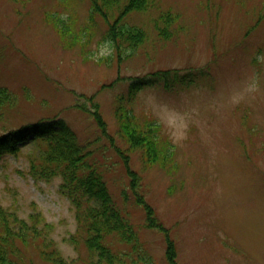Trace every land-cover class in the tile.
Segmentation results:
<instances>
[{"label": "rangeland", "instance_id": "1", "mask_svg": "<svg viewBox=\"0 0 264 264\" xmlns=\"http://www.w3.org/2000/svg\"><path fill=\"white\" fill-rule=\"evenodd\" d=\"M23 2L0 0V87L16 98L0 126L61 120L74 132L137 234L133 253L110 237L113 250L132 253L127 264H169L171 242L176 264H264V18L256 22L264 0H162L160 10L128 18L148 38L121 58L88 0ZM165 10L176 18L167 40L152 23ZM54 16L68 18V28ZM118 108L142 127L157 122L172 157L148 162L143 148L130 150ZM19 150L0 158V206L21 217L35 207L55 226L67 263L89 264L85 248L69 241L77 225L60 177L36 179L34 148Z\"/></svg>", "mask_w": 264, "mask_h": 264}, {"label": "trees", "instance_id": "2", "mask_svg": "<svg viewBox=\"0 0 264 264\" xmlns=\"http://www.w3.org/2000/svg\"><path fill=\"white\" fill-rule=\"evenodd\" d=\"M9 1L20 5L24 3V0ZM161 1L88 0L91 16H100L108 25L104 33L105 41L117 50L119 57L126 50L134 51L148 38L146 30L129 24L128 18L133 14L143 15L154 9L160 10ZM174 18L171 11L165 10L152 20L153 29L160 39L170 38ZM263 18L264 11L257 14L256 22ZM67 21L68 18L54 16V23L61 28H68ZM154 77L159 81L168 80L167 73H157ZM140 87L141 85L134 84L130 90L136 93ZM15 101L16 98L6 88L0 87V122L5 110L12 108ZM118 109L115 111L116 122L130 150L143 148L148 162H164L172 157L174 146L161 139L157 122L148 120L142 127L134 122V115H129L127 110ZM94 116L102 133H105L106 124L101 114L95 111ZM27 143L35 150L30 160L29 172L36 179L47 181L60 177L62 183L59 193L71 204L77 225L75 234L70 235L71 244H81L85 248L89 264H127L126 259L131 257L137 247L136 231L113 202L101 172L88 164L86 147L78 143L74 132L61 120L26 124L16 130L0 126V158L7 154L17 155L20 152L19 145ZM131 176L133 186L136 179L134 174L131 173ZM137 202L144 205L147 211V226H156L150 207L141 197L137 198ZM54 227L46 222L35 207H32V212L27 217H21L15 211L0 206V264H32L30 251L42 262L68 264L52 237ZM110 237H116L120 243L130 245L132 253L113 250ZM169 243L165 255L169 264H176L175 247ZM131 262L135 264L134 259Z\"/></svg>", "mask_w": 264, "mask_h": 264}, {"label": "clouds", "instance_id": "3", "mask_svg": "<svg viewBox=\"0 0 264 264\" xmlns=\"http://www.w3.org/2000/svg\"><path fill=\"white\" fill-rule=\"evenodd\" d=\"M253 88H255V85H253ZM235 102H237V103H238L239 101L237 100V101H235Z\"/></svg>", "mask_w": 264, "mask_h": 264}]
</instances>
